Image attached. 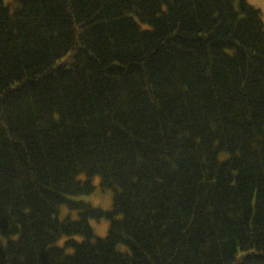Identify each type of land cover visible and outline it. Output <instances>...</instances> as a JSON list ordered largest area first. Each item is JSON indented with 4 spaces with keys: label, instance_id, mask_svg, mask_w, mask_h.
Returning <instances> with one entry per match:
<instances>
[{
    "label": "trees",
    "instance_id": "trees-1",
    "mask_svg": "<svg viewBox=\"0 0 264 264\" xmlns=\"http://www.w3.org/2000/svg\"><path fill=\"white\" fill-rule=\"evenodd\" d=\"M14 5L0 0V264H264L260 10ZM94 177L110 209L80 198Z\"/></svg>",
    "mask_w": 264,
    "mask_h": 264
},
{
    "label": "rangeland",
    "instance_id": "rangeland-1",
    "mask_svg": "<svg viewBox=\"0 0 264 264\" xmlns=\"http://www.w3.org/2000/svg\"><path fill=\"white\" fill-rule=\"evenodd\" d=\"M5 4L9 7L10 11H14L15 5L14 0H4ZM252 6L258 8L261 12L262 21L264 24V0H247ZM60 62L61 59H58ZM83 178V176H82ZM96 188L93 192L81 196L80 198L88 201L90 204L100 207L102 209H110L112 206V192L109 189L101 190L99 187V177H94L93 179ZM91 224L95 229L96 236H105L107 233L108 222L106 220L96 221L94 219L91 220ZM65 238L59 240L58 244L62 245V242Z\"/></svg>",
    "mask_w": 264,
    "mask_h": 264
}]
</instances>
